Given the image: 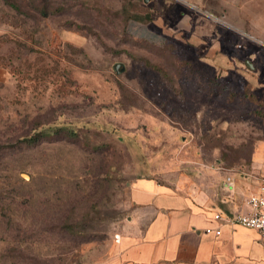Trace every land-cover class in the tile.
I'll use <instances>...</instances> for the list:
<instances>
[{
  "label": "rangeland",
  "instance_id": "rangeland-1",
  "mask_svg": "<svg viewBox=\"0 0 264 264\" xmlns=\"http://www.w3.org/2000/svg\"><path fill=\"white\" fill-rule=\"evenodd\" d=\"M256 166L264 0H0V264H113L133 179Z\"/></svg>",
  "mask_w": 264,
  "mask_h": 264
},
{
  "label": "crops",
  "instance_id": "crops-1",
  "mask_svg": "<svg viewBox=\"0 0 264 264\" xmlns=\"http://www.w3.org/2000/svg\"><path fill=\"white\" fill-rule=\"evenodd\" d=\"M132 34L139 35L136 30ZM155 36L146 35L154 42ZM217 170L216 179L188 190L154 177L133 179L127 230L118 234L113 264H264V239L256 230L222 224L219 235L205 232L217 226L212 220L216 211L247 212L246 198L256 191L264 170L256 166L243 175Z\"/></svg>",
  "mask_w": 264,
  "mask_h": 264
},
{
  "label": "built area",
  "instance_id": "built-area-1",
  "mask_svg": "<svg viewBox=\"0 0 264 264\" xmlns=\"http://www.w3.org/2000/svg\"><path fill=\"white\" fill-rule=\"evenodd\" d=\"M226 181L231 183V178L226 177ZM247 212L235 214H222L216 211L212 215V220L216 222V227L205 228L206 233L213 232L220 234L222 224L241 225L256 230L260 237L264 239V172L260 175L256 191H252L246 198ZM118 237V236H117ZM83 264V263H77Z\"/></svg>",
  "mask_w": 264,
  "mask_h": 264
},
{
  "label": "trees",
  "instance_id": "trees-1",
  "mask_svg": "<svg viewBox=\"0 0 264 264\" xmlns=\"http://www.w3.org/2000/svg\"><path fill=\"white\" fill-rule=\"evenodd\" d=\"M70 227H71V226H70ZM71 230H72V231H76V230H74V229H72V228L70 229V231H71Z\"/></svg>",
  "mask_w": 264,
  "mask_h": 264
},
{
  "label": "water",
  "instance_id": "water-1",
  "mask_svg": "<svg viewBox=\"0 0 264 264\" xmlns=\"http://www.w3.org/2000/svg\"><path fill=\"white\" fill-rule=\"evenodd\" d=\"M145 1H147V0H145Z\"/></svg>",
  "mask_w": 264,
  "mask_h": 264
}]
</instances>
